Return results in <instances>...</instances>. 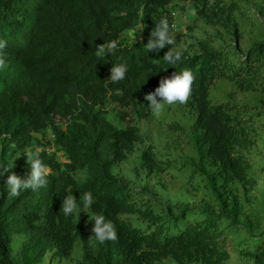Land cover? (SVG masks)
Here are the masks:
<instances>
[{
    "label": "trees",
    "instance_id": "obj_1",
    "mask_svg": "<svg viewBox=\"0 0 264 264\" xmlns=\"http://www.w3.org/2000/svg\"><path fill=\"white\" fill-rule=\"evenodd\" d=\"M253 1L0 0V41L7 42L0 50L7 64L0 68V264H41L49 252L65 264H228L226 241L242 225L254 242L264 239L239 193L255 185L248 156L254 123L264 117V27L246 53L239 45L242 5ZM257 1L264 16V0ZM188 7L193 22L186 34H175L173 14ZM162 18L175 44L150 51V33ZM199 23L214 29L208 40L194 34ZM226 37L240 53L237 63L226 52ZM113 40L115 50L96 55L97 45ZM170 48L182 53L174 65L163 59ZM120 64L125 78L113 82L110 69ZM186 69L194 75L192 94L172 105L184 109L188 127L176 122L170 129L174 137L185 128L187 150L176 156L128 120H159L146 109L145 95ZM218 79L234 81L236 89L214 104ZM248 94L241 104L237 96ZM179 145L176 140L173 149ZM134 152L138 163L125 174L120 167ZM37 157L50 169L47 183L10 196L8 176L26 179ZM164 174L183 176L184 194L204 199L173 200L160 193L162 182L156 190L144 182ZM85 192L93 196L89 207ZM69 195L77 208L65 215ZM96 214L112 222L115 240L95 239ZM258 243L251 258L262 264Z\"/></svg>",
    "mask_w": 264,
    "mask_h": 264
},
{
    "label": "rangeland",
    "instance_id": "obj_2",
    "mask_svg": "<svg viewBox=\"0 0 264 264\" xmlns=\"http://www.w3.org/2000/svg\"><path fill=\"white\" fill-rule=\"evenodd\" d=\"M253 3L258 7L263 5L261 1L257 0H254ZM255 5H242L241 12L244 13V16L240 17V21H242L243 38L240 40L239 45L244 53L250 49L254 43V39L258 36L257 34L259 32H256L257 28L261 27L262 29L264 27V16L259 14V9ZM193 19L194 10L191 7H188L187 13L183 12L182 10H177L176 12V20L179 27L183 29L182 31H186V26H190L193 22ZM198 27L199 28L194 32L198 40H208L210 36L214 34V29L203 27L201 23L198 24ZM132 38H134V34H132ZM213 44L215 47H219V44L216 41H214ZM226 44L227 45L225 49L228 55L230 54L229 57L232 58L235 63L239 62L241 59L240 53L238 51L236 52L234 42L230 37H226ZM261 72L264 74V68L262 71H260V73ZM235 89L236 85L234 81H229L228 79H218L215 86L211 90L210 98L214 104L223 102L227 99V95ZM244 97L245 99L241 95L237 96V99L241 104L246 103L248 100L247 98H252L251 94H248ZM146 109L150 114L153 115V111L148 106H146ZM157 116L160 117L159 120L141 121L130 119L128 120V123L133 125L138 124L142 128L143 132L148 135L151 140H153L157 148L169 149L173 154L175 153L176 156H179L181 152H186L187 148L185 145V140L182 137V134L186 133L185 128L180 130V133L174 137H172L174 129H170L177 125L176 122L182 124L183 127H188L183 120L185 119L184 109H179L174 107L172 104L169 105L165 103L161 114H158ZM111 120L115 122L113 117ZM254 126L256 128V142L255 147H253L250 151L248 158L253 165L255 185L253 189L247 194H245L244 188H241L239 193L241 196V201L244 204V214H246L254 222L257 221L258 217L261 223L260 230L258 232H262L264 230V117L257 119L256 123H254ZM176 140H178L180 144L178 151L173 149L174 142ZM1 148L2 144L0 142V151ZM56 154L59 161H66L65 154L59 151H57ZM138 158V152H134L130 160L125 162L120 167L121 171L125 174H131L134 165L138 163ZM144 182L148 183L153 190H156L155 187L159 188L158 183L162 182L163 186L166 188L160 187L162 188V192L160 190V193H162L164 197L168 196V198L173 200L179 197L180 199H186L193 204H200L204 199L202 194H198L197 196L192 195L190 198L186 196V194H184V190L185 188H188L187 180L180 175L172 176L171 174H164L159 177H154L147 180L145 179ZM142 185L143 183L140 184V187H142ZM185 193H187L186 190ZM240 230V235L234 234L226 241V245H228L227 248L230 253V260L228 264H255V261L253 258H251V255L257 250V243L259 241L260 242L258 244L261 245L262 249L260 251L261 259L263 261L262 264H264V239L254 242V240L250 238L248 232L246 233L244 225L240 227ZM228 232L231 233L230 231ZM263 237L264 236H262V238ZM14 247L16 251L20 247L19 243L14 245ZM77 249L78 248H76L75 251ZM75 251L73 253V257L78 254V252ZM52 255L53 252H49L41 264H65L66 261H61L57 258H54V256L52 257ZM169 262L171 264H177L173 261Z\"/></svg>",
    "mask_w": 264,
    "mask_h": 264
},
{
    "label": "clouds",
    "instance_id": "obj_3",
    "mask_svg": "<svg viewBox=\"0 0 264 264\" xmlns=\"http://www.w3.org/2000/svg\"><path fill=\"white\" fill-rule=\"evenodd\" d=\"M174 23L172 24V31L175 34H186V31L179 27L176 20V13L173 14ZM6 41H0V50L6 47ZM175 41L169 35V24L166 18H162L160 23L152 30L146 47L150 51H159L164 49L166 45H174ZM96 55L100 56L106 53H111L117 48V41L113 40L107 44H100L96 46ZM182 53L173 48H170L163 56V59L169 64H176L181 60ZM7 67L5 59L0 55V68ZM110 80L113 82L121 81L125 78L127 72L126 65H114L110 69ZM194 82V75L190 70H183L182 73H174L170 78H164L160 81V86L154 92L145 95L144 99L148 102V107L154 114H160L164 108V104L169 105L179 102L180 104L187 103L192 94V85ZM159 98V100L157 99ZM49 153H57V150L48 148ZM66 158V157H65ZM61 162H67L61 161ZM31 172L26 179H21L15 174L9 175L6 184L10 188V196H18L22 189H36L44 186L47 183L46 177L50 173V169L42 163L37 157L29 161ZM85 207H89L93 203V196L91 192H85L83 196ZM62 211L65 215L72 213L77 208L76 199L73 195L65 198L62 204ZM94 237L99 242L103 243L108 240H115L116 232L112 222H106L103 214H96L94 217V226L91 229Z\"/></svg>",
    "mask_w": 264,
    "mask_h": 264
}]
</instances>
